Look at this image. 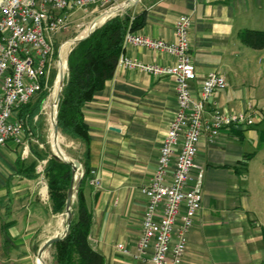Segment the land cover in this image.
Instances as JSON below:
<instances>
[{
  "label": "crops",
  "instance_id": "1",
  "mask_svg": "<svg viewBox=\"0 0 264 264\" xmlns=\"http://www.w3.org/2000/svg\"><path fill=\"white\" fill-rule=\"evenodd\" d=\"M81 14L73 15V23ZM130 14L143 19L134 33L165 41L174 39L177 19L189 16V53L197 74L192 95L198 96L210 72L227 83L205 106V117L215 109L252 114L253 125L224 128L213 141L199 140L195 163L204 171L202 205L187 234L182 264H264V45L241 38L245 30L264 32V0H139ZM123 54L148 65L174 62L130 44ZM176 111L172 78L122 68L83 106L89 174L98 183L87 180L83 186L92 213L88 239L105 264H149V253L134 258L146 207L139 189L153 177ZM36 122L25 136L30 133V144L41 152ZM22 148L13 141L0 146V264H55L54 246L40 258L38 251L64 232L66 222L63 213L51 210L46 179L18 171L19 163L26 168L40 162L31 149L22 155ZM118 244L130 255L117 250Z\"/></svg>",
  "mask_w": 264,
  "mask_h": 264
},
{
  "label": "built area",
  "instance_id": "2",
  "mask_svg": "<svg viewBox=\"0 0 264 264\" xmlns=\"http://www.w3.org/2000/svg\"><path fill=\"white\" fill-rule=\"evenodd\" d=\"M125 1L0 0V146L13 141L22 145V155L30 151L32 137L30 133L25 136L14 110L29 103L43 83L47 85L55 55L60 51L56 38L71 28L73 15L81 11L85 18L107 12L114 16L115 9ZM191 26L190 17L181 15L175 22L172 41L152 39L131 31L125 34L123 47L130 44L167 54L174 58L171 65L143 64L123 53L116 65V69H137L175 81L177 111L162 141L153 177L139 189L146 207L134 258L149 253V264L183 262L187 234L202 205L204 171L195 163L200 138L205 136L213 141L224 128L253 125L251 113L225 114L215 109L205 117V106L227 83L223 75L210 72L198 96L192 95L190 85L197 74L189 53ZM37 118L35 116L34 121ZM45 166L46 160H40L35 167V173L44 181ZM90 185L97 187V180L91 179ZM116 248L130 255L121 244Z\"/></svg>",
  "mask_w": 264,
  "mask_h": 264
},
{
  "label": "trees",
  "instance_id": "3",
  "mask_svg": "<svg viewBox=\"0 0 264 264\" xmlns=\"http://www.w3.org/2000/svg\"><path fill=\"white\" fill-rule=\"evenodd\" d=\"M142 24L143 19L140 16L131 15L130 10H126L110 18L86 39L75 44L67 55V72L57 107V126L63 137L82 144L83 152L77 161L81 164L83 177L72 207L73 216L68 232L60 242L53 245L55 264H105L104 256L90 246L88 239L92 213L84 202L83 186L92 177L88 168L89 133L82 109L114 76L118 58L124 52L123 39L127 31L135 32ZM241 38L246 43L264 45V32L261 31L245 30ZM43 86L44 83L29 103L20 105L17 109L16 119L25 132L31 130L29 128L32 127L35 116L38 117L37 122L39 121L42 104L49 95ZM36 148L31 145V151L36 158L46 160L44 173L51 210L55 214H61L64 212L72 179L71 166L55 157L47 158ZM35 167L36 163L26 168L19 163L18 171L31 177L36 175Z\"/></svg>",
  "mask_w": 264,
  "mask_h": 264
},
{
  "label": "rangeland",
  "instance_id": "4",
  "mask_svg": "<svg viewBox=\"0 0 264 264\" xmlns=\"http://www.w3.org/2000/svg\"><path fill=\"white\" fill-rule=\"evenodd\" d=\"M130 9L131 8H127V9H125V11L126 10H130ZM114 13H116V12H114ZM122 13H124V12L118 11L116 14H114V16H116L118 14H122ZM98 16H99V14L93 13V14H90L89 16H87L85 18L84 14H81L80 17H78L76 23H73L71 25L70 29L65 31L62 34V36H58V38H56L57 50L60 49L61 45L64 44L65 42H67V41L69 42L70 40H73V39L77 38L79 36V34L82 31L86 30V27L90 26L92 21ZM114 16L108 17L107 20H109L110 18H112ZM73 46H74L73 44L70 46L69 51L71 50V48ZM69 51H68V53H69ZM61 52H62V50H61ZM66 61H67V57H66ZM58 63H59V55L57 54V55H55V58H54V61H53V64H52V67H51V70H50V73H49V76H48L47 85L43 86L44 91H47L49 93V95L46 97V99L44 100V102L42 104V108L40 110L39 121L37 122L38 133H39V136H40V142L43 144V147L41 149L42 150L41 153L44 156H46L47 158L55 156L51 152V148L52 147H50V145L48 143V138H49L48 135H49V130H50L48 112H50V111L52 112L54 110L53 94H57V91H56L57 90L56 89V86H57L56 79H57V76H58ZM66 72H67V64L65 63L64 79H65V76H66ZM46 103H48L49 107H48V109L45 110L44 107H45ZM15 115L17 116V114H15ZM63 139H64V142H63L62 145H60L62 150H63V152L70 159L78 160L80 158L82 152H83L82 144H80L77 141H72V140H70L69 138H66V137H63ZM42 141H44V143ZM59 153L61 154L60 151H59ZM54 251H55V249H54Z\"/></svg>",
  "mask_w": 264,
  "mask_h": 264
},
{
  "label": "water",
  "instance_id": "5",
  "mask_svg": "<svg viewBox=\"0 0 264 264\" xmlns=\"http://www.w3.org/2000/svg\"><path fill=\"white\" fill-rule=\"evenodd\" d=\"M139 0H126L123 4L124 6L120 9L117 10L118 11H121V10H125L127 8H132L136 5V3L138 2ZM98 17H96L93 21H92V30L85 36V37H81V38H75L73 40V45L79 43L80 41L86 39L96 28L100 27H95V24H96V19ZM64 74L65 73H62L61 76H60V87H59V92L57 93V96L55 98V112H54V115H53V122H54V126H53V132L54 134H58L59 133V129H58V126H57V107H58V103H59V100H60V96H61V92H62V88L64 86ZM112 130L114 131H118L117 129H113ZM56 159L68 164L71 166V171H72V179H71V182H70V188L69 190L67 191V197H66V203H65V206H64V212H63V215L65 216V230L64 232L61 234V235H58L56 237H53L51 239H49L48 241H46L42 247L39 249L38 251V255H39V258L40 256L43 254V252L45 250H47L50 246H53L54 244L60 242L67 234L68 232V228H69V224L71 222V219H72V216H73V202H74V198L76 197V193L81 185V181H82V177H83V174H82V167H81V164L77 161V160H66V159H62L58 156H54Z\"/></svg>",
  "mask_w": 264,
  "mask_h": 264
},
{
  "label": "bare ground",
  "instance_id": "6",
  "mask_svg": "<svg viewBox=\"0 0 264 264\" xmlns=\"http://www.w3.org/2000/svg\"><path fill=\"white\" fill-rule=\"evenodd\" d=\"M124 6V4L118 6L116 10L122 8ZM113 11V12H115ZM112 12V13H113ZM110 13H103L101 14L95 21H96V24H95V27L99 26V25H102L107 19L108 17H110L109 15ZM93 24L91 23V28L90 29H86L84 31H82L78 38H81V37H85L91 30H92V26ZM74 40V39H73ZM73 40H70L69 43L68 41L65 42L64 44L61 45L60 47V51H59V63H58V76H57V79H56V83H57V86H56V91L57 93L59 92V87H60V76L62 73H64L65 71V63H66V57H67V54H68V51H69V48L70 46L73 44ZM66 43H68L67 45H65ZM66 47H65V46ZM64 46V47H63ZM63 47V48H62ZM62 50V52H61ZM57 94H53V100H54V110H55V98H56ZM49 105L48 103H46L44 109H48ZM50 111L48 112V118H49V124H50V130H49V135H48V143L50 145L51 148V152L55 155V156H58L62 159H66V160H70V158L63 152L62 148L60 145L63 144L64 142V139L63 137L60 135V133L58 134H54L53 132V126H54V122H53V115H54V112L55 111ZM59 151L61 152V154L59 153ZM64 219H65V216H64ZM44 259V258H43ZM46 259V258H45ZM44 259V260H45Z\"/></svg>",
  "mask_w": 264,
  "mask_h": 264
}]
</instances>
